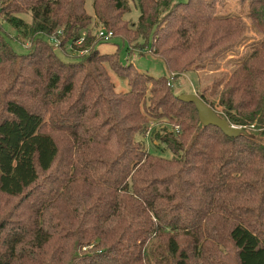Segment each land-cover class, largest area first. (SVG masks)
Listing matches in <instances>:
<instances>
[{"label":"trees","instance_id":"16d2710c","mask_svg":"<svg viewBox=\"0 0 264 264\" xmlns=\"http://www.w3.org/2000/svg\"><path fill=\"white\" fill-rule=\"evenodd\" d=\"M86 2L0 0L28 49L0 31V264H264V0H235L240 15L223 0ZM99 25L170 77L100 54ZM242 44L213 90L196 84L245 130L228 136L172 82Z\"/></svg>","mask_w":264,"mask_h":264},{"label":"rangeland","instance_id":"374dc122","mask_svg":"<svg viewBox=\"0 0 264 264\" xmlns=\"http://www.w3.org/2000/svg\"><path fill=\"white\" fill-rule=\"evenodd\" d=\"M178 1H184V0H178ZM228 3L226 5L227 9L224 11L227 14L230 15H240V12H237V6L235 4V0H223ZM86 10L87 12L91 15L93 14L92 12V0H87L86 2ZM138 14L136 11H132V13L125 15L124 19L125 21H128L129 23L137 22ZM19 18L23 19L25 22L29 23L31 21V17L28 14H23L19 15ZM1 29L0 31L2 32L3 36L6 38V41L9 43L11 46L12 50L15 51L18 54H25L27 53L28 49L25 46L26 41L23 43L22 41L20 42L17 40V29L12 28L10 25L1 22ZM97 28L93 29L94 31V37L96 40L99 41L98 39V33L102 30H104L101 25L96 26ZM105 31V30H104ZM253 36V33L247 32L246 37L250 38ZM250 40V39H248ZM24 44V45H23ZM54 44V43H53ZM58 44V41H57ZM56 44V45H57ZM131 45L136 46L135 42L132 43ZM243 45L239 47L238 53L234 52L231 55L226 56L223 59L217 60L218 67H210L206 68L205 72L202 70H198L197 72L189 73L186 74L185 76H181V78L175 83L174 81L172 82L173 86L177 91H180V93H196V84H199L200 87H207L213 90L211 87L213 85V79L216 77V74L220 72H227L229 68H227V63L229 60L237 59L233 56H241L243 54ZM67 46V45H66ZM96 49L100 54H117V58L119 62L122 65H128L129 63H132L134 66V69L137 70L138 72L147 74L149 76H152L154 78H161V77H167L169 78L170 75L165 69L163 62L159 60L158 58L153 57L150 54L146 55H140L138 51H134L133 54L129 57V49L128 45L126 42H123L120 38L115 37L112 38L111 40L108 41H101L96 45ZM66 54H64L63 51L60 49H56L55 53L56 55L64 60H70L73 59V55L70 52L69 46L65 48ZM206 67L209 65H214V63L209 62L207 63ZM108 74L111 78L112 83L115 86V89L120 92H125L130 89L128 86L127 82L125 80L120 79L113 71L107 70ZM207 95L215 98L211 93L207 92ZM218 110V109H217Z\"/></svg>","mask_w":264,"mask_h":264},{"label":"water","instance_id":"95a60500","mask_svg":"<svg viewBox=\"0 0 264 264\" xmlns=\"http://www.w3.org/2000/svg\"><path fill=\"white\" fill-rule=\"evenodd\" d=\"M178 98L184 102H192L195 105L199 121L203 126H216L228 136H237L245 132L242 128L230 124L227 119L219 116L217 112L210 105L205 103L196 93H180Z\"/></svg>","mask_w":264,"mask_h":264},{"label":"built area","instance_id":"2783aa9c","mask_svg":"<svg viewBox=\"0 0 264 264\" xmlns=\"http://www.w3.org/2000/svg\"><path fill=\"white\" fill-rule=\"evenodd\" d=\"M112 37H113V35H112L111 32H108V33H107V32H105L104 30H102V31H100V32L98 33V38L103 39L104 41L111 40ZM52 42H53L54 44H57V40H52Z\"/></svg>","mask_w":264,"mask_h":264}]
</instances>
